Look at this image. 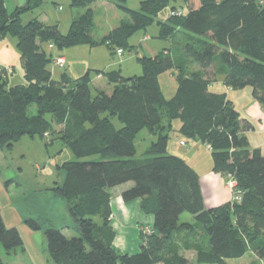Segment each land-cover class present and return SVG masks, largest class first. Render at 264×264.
Wrapping results in <instances>:
<instances>
[{
  "label": "trees",
  "instance_id": "trees-1",
  "mask_svg": "<svg viewBox=\"0 0 264 264\" xmlns=\"http://www.w3.org/2000/svg\"><path fill=\"white\" fill-rule=\"evenodd\" d=\"M98 1L72 0V7L86 11L64 35L57 25L37 18L23 24L22 15L43 0H29L12 14L5 0H0V40L7 35L18 39L26 80L9 87L0 72V146L25 135L46 139L55 134L58 124L65 125V143L77 158L101 157L61 167L65 178L56 193L73 204L76 234L69 236L36 219L27 223L33 230L45 231L54 264H228L250 252L264 264V154L251 148L245 135L251 128L247 120L227 93L210 89L212 81L207 76L213 68L232 90L252 88L264 110V2L182 0L186 13L159 22L161 38L174 39L179 34L186 39L182 55L141 57L142 76L126 78L118 71H98L113 85V92L92 95L90 70L77 80L67 74L61 81L53 79L48 70L52 58L44 46L106 45L124 53L129 38L149 28L172 0H144L139 10L127 8L126 0H110L128 18L101 40L93 34L91 6ZM189 60L200 69L192 70ZM172 70L178 74V90L168 100L160 77ZM31 106L36 114H29ZM174 120L182 122L184 136L210 148L214 171L236 181L234 191L241 193L240 202L205 206L199 175L184 159L167 151ZM144 129L157 141L151 156L140 161L136 138ZM130 183L123 200L141 199L142 210L155 217L152 234H142L141 250L134 255L116 248V234L109 225V190ZM184 213L195 222L180 223ZM0 245L7 253L23 246L19 230L8 228L1 214ZM184 250L197 252L195 263L181 255Z\"/></svg>",
  "mask_w": 264,
  "mask_h": 264
},
{
  "label": "rangeland",
  "instance_id": "rangeland-1",
  "mask_svg": "<svg viewBox=\"0 0 264 264\" xmlns=\"http://www.w3.org/2000/svg\"><path fill=\"white\" fill-rule=\"evenodd\" d=\"M142 1L144 0H126L124 5L131 10H139ZM91 8L95 13L93 34L97 40H101L128 18V15L110 0H99ZM174 8L183 10L184 13L187 11L182 0H172L149 28L138 31L129 38V44L125 48L123 56H118L116 49L112 51L106 45L97 47L82 45L55 49H49V45H45L47 55L52 58L48 64V70L56 81H61L64 74H67L72 80H77L90 70L92 95H96L97 91L109 94L110 87L113 86L98 71L105 73L118 71L126 78L142 76L144 70L139 61L141 57L170 54L173 58H178L182 55L180 51L185 43V38H180L179 34L174 39L160 37L159 22L168 21ZM85 11L84 8L72 7V0H43L41 6L24 14L22 20L23 24H27L37 18L46 25H57L60 32L67 35L72 22L82 16ZM59 56H64L67 60L64 67L56 65L55 60ZM188 63L192 70L200 69L197 63L190 60ZM0 69L8 79L9 87L26 83L25 71L18 49V39L14 36L7 35L0 40ZM177 76V71L172 70L160 77L161 89L168 100L172 99L178 90ZM207 76L211 81L217 77L213 68L208 70ZM217 78L218 82L211 87V90L227 93L243 118L246 108L251 103V94L248 93L252 88L230 91L223 82L224 76L219 75ZM29 114H36L35 106L30 107ZM48 119L51 120L50 115ZM114 122L117 127H121L117 118L114 119ZM181 125L180 120L173 121L174 130L170 132L167 146L169 154L185 158L189 163L191 158H198L203 163L206 160L212 161V153L207 145L184 136L178 130ZM55 126V134L46 139L25 135L10 145L0 146V214L6 226L17 228L23 239V246L8 253L0 245V261L4 264H47V259L48 262L50 260L53 262L45 231L33 230L27 223L28 219L39 220L45 226L61 228L69 236L74 235L73 232L77 228L71 211L73 204L65 201L56 193L57 187L64 182L65 178L61 167L66 162L100 161L101 157L77 158L65 143V125L57 124ZM244 129L249 128L245 126ZM245 135L249 137L252 146H261L264 152V135L249 130L245 131ZM156 141L157 136L152 135L147 129L142 130L136 138V159L142 161L150 157L152 145ZM180 141H183L186 146H181ZM7 182H10L9 187L6 186ZM185 222H194L193 216L184 213L180 218V223ZM122 238L119 237L117 240L119 245L123 241ZM132 240L130 239L129 242ZM131 245L133 246L134 243ZM116 248L120 252L128 254L124 251L125 249L122 251L120 246L117 245ZM138 250H141V245L139 248L137 247ZM249 259L251 258L248 257L244 262ZM255 261L256 264H263L260 258ZM229 263L241 264L236 260H231Z\"/></svg>",
  "mask_w": 264,
  "mask_h": 264
},
{
  "label": "crops",
  "instance_id": "crops-1",
  "mask_svg": "<svg viewBox=\"0 0 264 264\" xmlns=\"http://www.w3.org/2000/svg\"><path fill=\"white\" fill-rule=\"evenodd\" d=\"M29 2V0H5V6L7 9V12L9 14L14 13L16 10L23 8L26 6V4ZM25 12L24 14H26ZM22 15V17L24 16ZM44 23V22H43ZM55 49V48H52ZM118 56H123L119 55ZM59 57H64V56H59ZM65 58V57H64ZM66 59V58H65ZM67 63V60H66ZM103 78L107 77L104 74H101ZM108 81V80H107ZM109 82V81H108ZM218 82V78L216 77L215 80L211 82L210 89L211 87ZM225 84V80L223 81ZM113 86V85H112ZM226 86V84H225ZM228 87V86H226ZM91 88V87H90ZM111 91L109 94H112L113 92V87H110ZM229 88V87H228ZM230 91H232L231 88H229ZM92 92V88H91ZM107 93V92H106ZM219 93V92H218ZM97 94V93H96ZM108 94V93H107ZM248 94H251V103L249 106L246 108V114L243 117V119L247 120L248 125L251 127L250 132L253 131L254 133L258 132L259 134L264 135V110L259 102L254 95L253 91H249ZM234 103V102H233ZM235 105V103H234ZM181 128V127H180ZM180 128L178 129L180 131ZM174 130V129H173ZM249 139V137H248ZM195 141V140H194ZM180 141L181 146H186L182 145ZM198 142V141H196ZM250 142V140H249ZM250 146L252 149H260L263 152V148L261 146H252L250 142ZM208 147V146H207ZM209 148V147H208ZM210 150V148H209ZM211 152V150H210ZM169 153V152H168ZM174 155V154H172ZM181 158V157H180ZM184 159L186 162L188 160ZM189 159V158H188ZM190 167L199 175L200 177V183H201V190L203 193L204 197V202L205 206L207 208H215L227 203H230L234 200L235 197V191L230 189L228 187V179L214 171V162L212 161H204L196 158H191L190 163L187 162ZM132 185H122L117 188H114L112 190H109V194L111 195V210L112 214L109 218V225L110 227L113 228L116 238H115V245L120 246V249L128 253L129 255H134L138 252L137 247L139 248L141 245V235L142 234H150L152 232V228L154 226L155 222V217L152 214H146L142 210V200L141 199H136L131 202H125L122 198L123 192L130 188ZM194 220V217H193ZM101 219L98 218V222H100ZM195 222V221H194ZM194 222H185V223H194ZM65 233V232H64ZM73 234H76V230L73 232ZM123 237L122 243L119 245L117 243L118 238ZM140 238V240H139ZM130 239H133L131 242H129ZM139 242V243H138ZM134 245L132 246L131 244ZM138 243V245H137ZM186 259H188L190 262L195 263L196 257H197V252L196 251H183L181 252ZM252 254V255H251ZM251 258L248 261H245L247 258ZM257 255L254 252L248 253L245 257L242 259L236 260L237 262H241V264H256L255 259H257ZM263 263V261L261 260ZM54 264L53 262H48L47 259V264ZM228 264L229 261H228Z\"/></svg>",
  "mask_w": 264,
  "mask_h": 264
},
{
  "label": "built area",
  "instance_id": "built-area-1",
  "mask_svg": "<svg viewBox=\"0 0 264 264\" xmlns=\"http://www.w3.org/2000/svg\"><path fill=\"white\" fill-rule=\"evenodd\" d=\"M264 2V0H262ZM183 14V11L182 10H177V11H174L172 13L173 16H181ZM50 49L54 48L53 45H50L49 46ZM117 53L119 55H122L123 54V51L122 50H118ZM56 65L60 66V67H64L66 65V59L64 57H58L56 60ZM0 72H1V69H0ZM182 145H185L184 142H181ZM236 186H237V183L234 179L230 178L229 181H228V187L232 190H235L236 189ZM234 199L238 202H240L242 200V197H241V193L237 192L235 193V197Z\"/></svg>",
  "mask_w": 264,
  "mask_h": 264
}]
</instances>
